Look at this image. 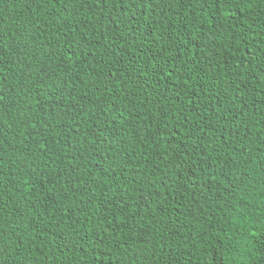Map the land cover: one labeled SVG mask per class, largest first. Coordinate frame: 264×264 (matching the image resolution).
Listing matches in <instances>:
<instances>
[{
    "label": "trees",
    "instance_id": "obj_1",
    "mask_svg": "<svg viewBox=\"0 0 264 264\" xmlns=\"http://www.w3.org/2000/svg\"><path fill=\"white\" fill-rule=\"evenodd\" d=\"M0 264H264V0H0Z\"/></svg>",
    "mask_w": 264,
    "mask_h": 264
}]
</instances>
